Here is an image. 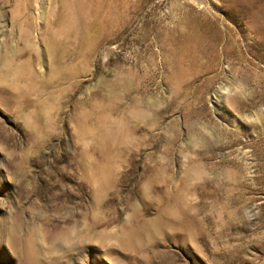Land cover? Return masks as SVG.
Masks as SVG:
<instances>
[{
    "label": "rangeland",
    "instance_id": "obj_1",
    "mask_svg": "<svg viewBox=\"0 0 264 264\" xmlns=\"http://www.w3.org/2000/svg\"><path fill=\"white\" fill-rule=\"evenodd\" d=\"M0 264H264V0H0Z\"/></svg>",
    "mask_w": 264,
    "mask_h": 264
},
{
    "label": "bare ground",
    "instance_id": "obj_2",
    "mask_svg": "<svg viewBox=\"0 0 264 264\" xmlns=\"http://www.w3.org/2000/svg\"><path fill=\"white\" fill-rule=\"evenodd\" d=\"M130 237V236H129Z\"/></svg>",
    "mask_w": 264,
    "mask_h": 264
}]
</instances>
